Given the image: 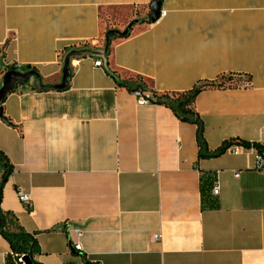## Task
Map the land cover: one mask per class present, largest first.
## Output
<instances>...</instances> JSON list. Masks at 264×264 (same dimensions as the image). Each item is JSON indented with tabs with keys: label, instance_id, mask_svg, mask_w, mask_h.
Here are the masks:
<instances>
[{
	"label": "crops",
	"instance_id": "obj_1",
	"mask_svg": "<svg viewBox=\"0 0 264 264\" xmlns=\"http://www.w3.org/2000/svg\"><path fill=\"white\" fill-rule=\"evenodd\" d=\"M152 1L0 0V208L38 264H264V169L212 154L264 145V0H163L157 21ZM134 86H203L206 155L197 123ZM11 252L0 227V264Z\"/></svg>",
	"mask_w": 264,
	"mask_h": 264
},
{
	"label": "trees",
	"instance_id": "obj_2",
	"mask_svg": "<svg viewBox=\"0 0 264 264\" xmlns=\"http://www.w3.org/2000/svg\"><path fill=\"white\" fill-rule=\"evenodd\" d=\"M29 68V67H28ZM129 85L128 83H126ZM206 85V84H204ZM203 85V86H204ZM203 86L196 87L189 91L182 93H173V94H162L156 97L157 102H161L171 107L174 112L182 120L192 121L198 124L197 138L201 148L200 155H206L205 151L207 150V142L204 136V123L201 117L194 111L192 108V103L195 97L198 95ZM129 87H133L129 85ZM139 86H134L135 89H138ZM233 143H240L246 147H251L252 145L257 148L258 151L264 152V145L257 142H248L245 140H232L225 142L219 149L213 152V155H218L226 151L227 147ZM204 151V152H203ZM6 155L0 151V160L4 161L5 171L0 180V201L2 199V188L4 182L7 180V176L10 172L8 163L6 162ZM16 222L12 215L9 213H3L0 208V227L3 235L8 239L11 249L14 253H33L37 249V241L33 234L25 232L21 228H13Z\"/></svg>",
	"mask_w": 264,
	"mask_h": 264
},
{
	"label": "built area",
	"instance_id": "obj_3",
	"mask_svg": "<svg viewBox=\"0 0 264 264\" xmlns=\"http://www.w3.org/2000/svg\"><path fill=\"white\" fill-rule=\"evenodd\" d=\"M166 11H162L161 15H165ZM95 66H103V62L102 60H96L95 61ZM134 93L137 97V101L140 104H145V103H149L152 102L154 100H156L155 98L149 97L145 94L144 91L140 90V89H135ZM253 151L254 155H255V168L257 169H264V154L260 151L257 150V148L255 146H251V147H246L243 144L240 143H233L230 146L227 147L226 151L231 152V153H242L244 151ZM221 190V183L219 180H217L214 184L213 187V192L214 194H219ZM16 193L17 196L19 197V199L21 200V202L23 203L24 207L26 209H31L32 206V196L30 192L25 191V189L18 185L16 187ZM76 233L80 234L79 229L75 230ZM161 234H157L155 236L156 239H160L161 238ZM71 248L81 251L83 250V247L81 245V243H79L78 241H75L73 239H71V243H70ZM30 253L28 252H24V253H14L13 251L11 252L12 258H13V264H26L24 261V256L25 255H29ZM69 264H86L83 262H71ZM90 264H96V263H90Z\"/></svg>",
	"mask_w": 264,
	"mask_h": 264
},
{
	"label": "water",
	"instance_id": "obj_4",
	"mask_svg": "<svg viewBox=\"0 0 264 264\" xmlns=\"http://www.w3.org/2000/svg\"><path fill=\"white\" fill-rule=\"evenodd\" d=\"M162 3L163 0H153L151 5H150V12H151V19L152 21H157L160 16H161V12H162ZM134 22L130 23V25L126 28V30L122 33V35H126L131 27V25ZM118 33V30L115 29H111L107 32L106 34V40H107V46L110 43V39ZM24 261L26 264H38L34 259L32 254L29 255H25L24 256Z\"/></svg>",
	"mask_w": 264,
	"mask_h": 264
},
{
	"label": "rangeland",
	"instance_id": "obj_5",
	"mask_svg": "<svg viewBox=\"0 0 264 264\" xmlns=\"http://www.w3.org/2000/svg\"><path fill=\"white\" fill-rule=\"evenodd\" d=\"M106 16H107V12H104L103 17H106ZM130 83H134V82H130ZM132 85H134V84H132Z\"/></svg>",
	"mask_w": 264,
	"mask_h": 264
}]
</instances>
